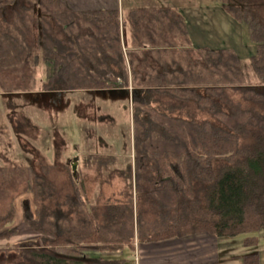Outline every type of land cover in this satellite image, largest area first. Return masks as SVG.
I'll return each mask as SVG.
<instances>
[{
    "label": "trees",
    "instance_id": "obj_1",
    "mask_svg": "<svg viewBox=\"0 0 264 264\" xmlns=\"http://www.w3.org/2000/svg\"><path fill=\"white\" fill-rule=\"evenodd\" d=\"M216 1L256 47L249 64L257 84L246 83L234 50L185 48L187 28L175 11L126 16L140 46L152 34L151 22L161 24L153 32L177 39L155 43L162 49L151 51L156 65L144 79L126 59L117 12L74 13L58 0H0V91L131 85L136 159L142 161L133 178L136 197L95 207L81 202L73 181L72 192L60 197L46 177L34 175L32 187L22 190L33 194L34 212L24 201L22 216L39 236L18 243L19 260L11 264H126V257L112 255L86 259L89 253L130 252L135 241L206 233L216 239L245 235L249 244L264 234V0ZM81 24L94 34L71 32ZM61 30L71 32L68 38L56 34ZM78 40L83 51L76 49ZM38 55L51 68L39 89ZM230 92L252 106L242 108ZM14 215L12 197L0 212V239L17 235Z\"/></svg>",
    "mask_w": 264,
    "mask_h": 264
},
{
    "label": "crops",
    "instance_id": "obj_2",
    "mask_svg": "<svg viewBox=\"0 0 264 264\" xmlns=\"http://www.w3.org/2000/svg\"><path fill=\"white\" fill-rule=\"evenodd\" d=\"M66 8L74 13L88 12H117L122 26V42L126 59L130 57L137 76L147 77V68L156 65L154 56L156 54L151 51H157L160 46H157L162 40L177 42V39L170 34L161 35L152 28L160 27L159 22H151L147 24L150 28L151 36L142 38L146 42L142 46L135 41L128 24L126 16L130 11H160L171 10L183 17L188 33V43H185V48H210V49H232L235 52L242 47V43H247L249 39L246 36V31L240 23L226 13L221 4L216 0H58ZM147 16V15H146ZM124 20V21H123ZM124 23H123V22ZM125 24V27L123 25ZM78 29V30H77ZM76 31L81 34H94L92 28L87 24H81ZM61 38H68L69 33L64 31H55ZM66 34V35H65ZM79 41V40H78ZM150 42L154 44H150ZM80 41L76 42V49L82 50ZM81 48H80V47ZM180 49L181 47L178 46ZM128 64V62L126 61ZM34 71L36 81H45L51 74L50 65L43 61L38 55L34 60ZM128 80L131 81V72L128 69ZM142 78V79H143ZM59 95L69 96L70 104L67 106H55L54 100H48L47 96ZM97 98V100H96ZM119 100L123 104V110L129 112V131L133 127L131 110L125 106V99H131V89H105V90H73L62 92H44V91H26V92H0V121L4 120L12 131V122L9 120V113L16 111L22 112L28 123L38 128L40 131V140L35 141L39 150L44 149L45 166L47 163H61L71 166V171L78 174L80 177H119L123 174H117L118 171L126 170L125 177L136 176V160L132 157L121 159L118 157L116 150V139L110 137L104 138V134L110 135V129L115 126V114L112 108L105 107L99 104L102 100L104 105H107V100ZM102 99V100H101ZM95 101L97 103H95ZM82 105L80 116L83 119L88 118V122L92 124L89 130L92 132L89 138L81 141L83 158L67 159L64 157V141H55L58 133L52 136L53 116L56 121H61L62 115L76 114L77 109ZM68 107L72 108L68 111ZM9 112V113H8ZM86 114V115H84ZM114 116V118H113ZM64 119V118H63ZM78 120V119H77ZM13 121V120H12ZM17 126L16 130H19ZM85 130V129H84ZM83 130V131H84ZM98 132L96 133L95 131ZM44 132L45 134H41ZM99 136H98V135ZM112 136V135H110ZM99 138V141H97ZM43 139V140H42ZM112 139V140H110ZM33 140V138H32ZM80 141V140H79ZM48 142V143H47ZM17 145H22L17 143ZM44 145V146H43ZM33 146V145H32ZM30 146V147H32ZM43 146V147H42ZM59 146V147H58ZM101 146V150L96 147ZM58 147V148H57ZM60 148V149H59ZM59 154V158H55L53 151ZM34 152V149H30ZM121 153V152H120ZM97 160V161H96ZM47 162V163H46ZM55 162V163H54ZM138 162V161H137ZM47 169H45L46 171ZM85 172V173H83ZM101 172L105 174H101ZM148 176H154L150 175ZM36 237V236H34ZM257 241L253 244H246L244 238L238 243H233L227 238L216 239L206 233H197L193 236L185 238H169L158 242H134V249L130 253L133 264H262L260 255V244L264 242V234L262 231L257 233ZM128 253L126 255H128ZM119 254V253H116ZM115 254V255H116ZM128 261V259L126 260ZM127 264V262H126Z\"/></svg>",
    "mask_w": 264,
    "mask_h": 264
},
{
    "label": "rangeland",
    "instance_id": "obj_3",
    "mask_svg": "<svg viewBox=\"0 0 264 264\" xmlns=\"http://www.w3.org/2000/svg\"><path fill=\"white\" fill-rule=\"evenodd\" d=\"M35 31L36 30L33 27L32 32L34 34ZM255 49V45L251 41H248L247 43H242V47L235 52L242 63L246 83L251 85L258 83L257 77L249 64V58L256 54ZM12 78L13 76H8L7 80L11 81ZM36 82L39 84L37 85V89H39L42 82ZM130 86L131 85L128 87ZM230 95L232 100L235 103H239L242 108H250L252 106L251 103L242 101L237 93L230 92ZM67 97L69 96H62V98L59 95L47 96L48 100H54L53 104L55 106L69 105L70 100ZM106 100L108 102L107 105H104L103 100L99 104H103L105 107H110V109L112 108V112L115 114L116 123L115 126L110 129V135L112 136L104 134V138L109 139L110 137H113L116 139L117 145L115 148L117 150L118 157L125 160L132 157L133 154L136 160L135 166L137 167L140 162V164H142V161H138L136 159L134 130L132 127L129 131L128 125L129 112L127 110H123V104L120 100L119 102L115 101V99H111L112 101H109V99ZM125 102V106L131 110L132 116L131 100L129 103L128 98L125 99ZM95 103L97 102L95 101ZM82 108L83 107L81 105L79 109H77L78 113L76 114L72 113L67 115L65 113L64 116L62 115L61 121H56L57 115H55V118L53 116V122L50 121L53 129L52 136L55 134V131L59 134L57 138L54 136L55 141L65 142L64 157L67 159L80 158L82 160L83 157L81 155L83 154V149L81 141L85 138H89L88 136L92 134L89 130V127L92 126V124L88 122V118H86L87 116L85 119H83L82 116L79 117L82 114H80V110ZM71 109L72 108L68 107L69 112ZM13 115L14 119L12 114L9 113V120L12 122V131L4 120L0 121V193L3 191L2 194H0L2 197L0 201V212L5 210L7 204L13 197L15 210L13 227L17 230V235L9 240L0 239V249L5 251L0 253V264H11L18 261L19 254L16 249L17 244L23 241L33 240L39 236L28 228V226L24 223L22 216V203L24 201H28L30 203V208L32 212H34L33 194L30 192H22L25 187L28 188V190L32 187L34 175L46 177L50 184H52L53 189L59 193L60 197L72 192L71 181H73L76 186L79 199L84 205H88L90 207L102 205L106 201L118 202L126 200L130 194H132L133 198L136 197L134 179L133 177H125L126 170H122L121 172L118 171V175L123 174L119 177L101 176L94 178L89 176L80 177L77 173H72L71 166L69 164L65 165L55 162V164H49L46 162L47 165L45 166V161L43 159L45 156L44 149H41L40 151L38 145L36 146V144H34L37 139L40 140L39 137L41 135L40 131H38L39 129L31 123H28V120L22 112L16 111ZM17 126L20 127L18 128L19 130H16ZM95 132L97 133L98 130ZM41 134L45 133L41 132ZM97 141H99V138H97ZM40 142L43 143L41 140ZM17 143L22 145L18 146ZM30 149H34V152H30ZM96 149L101 150V146H97ZM53 155L55 158L60 157L55 150L53 151ZM45 169L47 170L45 171ZM101 174L103 175L105 173L101 172ZM8 176L12 178L11 182L5 181ZM244 237L245 235H240L227 239L234 241L233 243H238V241L242 240ZM249 244H253V242ZM260 250L261 261L262 264H264V242L260 244ZM127 253L128 251H124L119 254L114 252H103L101 254L89 253L86 260H89V257L93 256L97 258L99 255H112L118 258L126 257L128 259L127 264H133L130 253L126 255Z\"/></svg>",
    "mask_w": 264,
    "mask_h": 264
}]
</instances>
